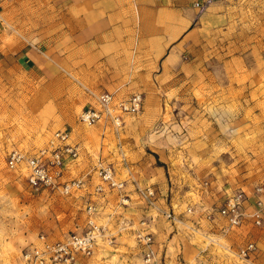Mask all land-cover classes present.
Masks as SVG:
<instances>
[{"label":"rangeland","instance_id":"374dc122","mask_svg":"<svg viewBox=\"0 0 264 264\" xmlns=\"http://www.w3.org/2000/svg\"><path fill=\"white\" fill-rule=\"evenodd\" d=\"M211 6L209 2L203 12L197 10V19L210 16ZM218 12L223 15L220 23L200 27L201 36L189 43L175 70L166 75L172 89L166 90L165 116L143 129L155 137L128 139L135 146L152 145L154 139L158 145L165 142L156 150L162 162L155 165L166 171L164 156H168L173 160L171 167L182 171L181 179L189 182L183 189L189 192L188 200L176 203L175 215L170 208L172 220L164 216L169 198L156 191L155 227H165L164 233L170 223L185 225L196 214L203 221L193 225L203 231L208 222L198 214V205L209 203L207 197L216 192L225 196L240 190L249 195L264 187V0H228ZM60 21L44 0H3L0 6V264H23V251L38 236L64 239L80 233L85 219V201L80 196L33 192L20 171L5 165L9 151H37L57 130H81L83 134L97 128L78 123L79 113L91 105V99L70 75L59 73L50 79L40 71L18 66L17 57L25 50L61 54L67 45V26ZM138 93L144 100V93ZM86 141V149L96 150L97 140ZM108 144V151L114 148L113 142ZM86 156L78 161L89 166L94 155ZM83 168L78 163L71 168V179L83 178ZM93 168L96 174V165ZM203 182L209 185L208 196H197ZM189 207L196 212L187 213ZM105 227L112 243L100 242L93 257L83 259V264H144L145 249L135 236L120 239L111 227ZM240 230L241 234L234 232L226 240L204 241V246L200 233L195 239L190 232L189 237L180 234L184 243L188 240L190 246L196 242L203 247L200 255L196 250L186 260L193 264L195 258L199 259L195 264H264V227L256 229L247 223ZM207 232L216 234L211 229ZM246 237L255 240L259 250L248 261H241L233 253Z\"/></svg>","mask_w":264,"mask_h":264},{"label":"crops","instance_id":"0c3cea01","mask_svg":"<svg viewBox=\"0 0 264 264\" xmlns=\"http://www.w3.org/2000/svg\"><path fill=\"white\" fill-rule=\"evenodd\" d=\"M44 2L51 10H56V15L61 19L60 24L67 26L65 34L67 45L61 54L52 53L50 56L37 49L20 52L17 57L20 68L25 71H40L44 76H50V79L59 73L70 75L82 86V91L88 93L91 99L89 104H93L95 97L103 92L115 93L118 100L138 92L144 93L140 113L124 116L122 127L116 129L101 122L95 125L97 128L83 134L81 130L68 131L70 142L81 149L79 160L82 156L83 160L87 159L88 153L94 155V158H91L89 166L79 161L67 163L64 179H71V168L77 163L78 166L83 165L81 176L87 177L91 188L80 197L84 201L98 202L99 223L111 227L110 229L120 239L134 237L137 231L152 234V250L160 264H183L182 261L184 264H193L186 258L193 257L196 250H198L196 254H199L203 247L198 246L195 241L193 246L189 245L188 240L184 243V237L180 234L188 235L187 232H190L195 239L200 233L203 239L202 246L204 241L215 242V237H218V240H226L228 235L223 237L217 231L214 235L209 234L207 231L212 230L209 223L204 225L203 231L200 229L196 231L197 227L193 222L203 221L199 220L197 214L192 216L193 222L185 224H191L189 227L181 222L179 226L170 223V229L166 226V233L165 227L156 228L153 207L141 195V191L152 186L161 196H166V200L169 198L166 210L172 208L174 214L176 203L188 200L189 192L186 193L183 189L186 185L189 186V182L181 179L182 171L171 167L173 160L168 156H164L166 171L155 165L156 162H162L156 150L160 151L165 142L158 145L154 139L152 145L144 143L135 146L136 144L128 139L131 137L147 140L155 137L143 132V129L149 123L152 124L165 116L166 90L172 89V86L166 83V75L175 70L189 43L201 36L200 27L220 23L223 15L218 11L223 9L228 0H44ZM207 2L212 4L210 16L205 14L197 19L195 4ZM132 129L133 132L130 131ZM144 133L146 136L142 137ZM88 138L98 141L96 150L86 149ZM108 141L114 143V148L109 151ZM104 150L107 154L105 157ZM97 162L112 165L116 170V179L124 183L122 191L106 188L101 194L90 195L93 193L92 187L99 183L93 168ZM171 174L174 176L171 177ZM205 191L195 193L197 196L200 193L208 196L207 190ZM120 195L129 199L127 206L119 203ZM222 195L224 196V193L216 192V195L207 197L209 203H202L211 205L219 201ZM247 196L249 203L254 200L253 192ZM182 227L187 228L186 233L180 230ZM234 232L241 234L243 231ZM176 239H179L177 244ZM156 258L154 264L158 262ZM196 259L198 262L199 259Z\"/></svg>","mask_w":264,"mask_h":264},{"label":"built area","instance_id":"2783aa9c","mask_svg":"<svg viewBox=\"0 0 264 264\" xmlns=\"http://www.w3.org/2000/svg\"><path fill=\"white\" fill-rule=\"evenodd\" d=\"M3 0H0V6ZM209 3V2H207ZM207 3H196L198 12H203ZM143 97L136 93L125 99L118 100L115 93L103 92L97 95L93 104L84 108L78 115V123L84 127H92L99 123L110 124L118 129L123 126V117L140 113ZM80 147L72 144L67 130H58L52 134L46 146L26 153L12 149L6 155L5 165L9 170L20 171L24 175L28 188L33 192L47 191L52 195L62 197L81 196L91 186L87 177L65 180L67 163L78 161ZM96 174L99 183L92 187L91 196L103 193L104 189L122 191L124 183L116 179L115 172L109 164L97 162ZM209 187L207 182L201 185L202 192ZM141 195L155 207L158 193L152 187L141 191ZM253 206L248 202V196L240 190L225 195L217 204H200V215L211 224L212 231L219 232L225 237L230 233L242 229L247 223L259 229L264 227V187H257L254 192ZM129 199L119 196V203L127 206ZM100 212L96 200H87L83 204L85 215L80 233H72L61 240H51L40 235L34 243L25 248L21 255L23 264H83V259H90L95 254L100 242L112 243L106 238V227L98 222ZM192 207L187 213H195ZM166 219H174L170 210L164 213ZM137 243L144 251V264L154 261L152 250L153 237L150 233L137 231ZM258 244L250 237H246L242 246L238 248L234 257L241 261H248L258 251ZM213 264V263H210Z\"/></svg>","mask_w":264,"mask_h":264}]
</instances>
